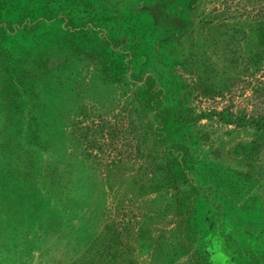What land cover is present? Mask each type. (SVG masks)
Segmentation results:
<instances>
[{"label": "rangeland", "instance_id": "obj_1", "mask_svg": "<svg viewBox=\"0 0 264 264\" xmlns=\"http://www.w3.org/2000/svg\"><path fill=\"white\" fill-rule=\"evenodd\" d=\"M0 25V264H264V0H0Z\"/></svg>", "mask_w": 264, "mask_h": 264}, {"label": "trees", "instance_id": "obj_2", "mask_svg": "<svg viewBox=\"0 0 264 264\" xmlns=\"http://www.w3.org/2000/svg\"><path fill=\"white\" fill-rule=\"evenodd\" d=\"M37 23L38 22L36 20L30 21V20H27L26 18L22 17L16 21V24L10 25V27L12 30L15 29L16 26H20V25L27 28L30 26H35ZM4 27H6V26L0 25V31L4 30ZM153 92L157 93L156 96H158L161 93V91H153ZM256 122L260 123V122H264V120L258 119ZM256 128L261 129L262 128L261 124L260 125L257 124ZM175 150L179 151V149H175ZM175 150L171 149V151H175ZM179 152L182 153V151H179ZM184 159H185L184 156H183V158L179 159V164L183 165L182 163L184 162ZM188 229H189V223L187 222V231H188ZM189 237H190V235H189ZM197 259H198L197 261L199 264H206V262L201 257H197Z\"/></svg>", "mask_w": 264, "mask_h": 264}]
</instances>
